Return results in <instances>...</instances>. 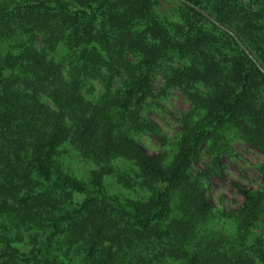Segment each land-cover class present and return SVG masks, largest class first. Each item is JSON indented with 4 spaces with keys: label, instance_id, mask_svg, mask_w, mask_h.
<instances>
[{
    "label": "trees",
    "instance_id": "obj_1",
    "mask_svg": "<svg viewBox=\"0 0 264 264\" xmlns=\"http://www.w3.org/2000/svg\"><path fill=\"white\" fill-rule=\"evenodd\" d=\"M157 73L206 89L172 140ZM233 137L264 155V0H0V264H264V188L203 194Z\"/></svg>",
    "mask_w": 264,
    "mask_h": 264
},
{
    "label": "rangeland",
    "instance_id": "obj_2",
    "mask_svg": "<svg viewBox=\"0 0 264 264\" xmlns=\"http://www.w3.org/2000/svg\"><path fill=\"white\" fill-rule=\"evenodd\" d=\"M249 1L241 0V3L248 5ZM168 65L169 63H166V66ZM189 86L190 88L167 86L160 73L155 74L153 78L154 97L150 98L145 114L158 125L160 134L167 140H172L180 132V116L191 107L187 92L206 91L199 83ZM102 87L101 81H92L84 88L87 98L95 101ZM136 138L139 145L149 154L162 152L166 148L152 135H140ZM220 165V176L214 177L203 192L216 210L229 211L242 203L243 198L232 183H239L251 189L264 188V155L252 148L243 138L233 137L230 141V156L223 157Z\"/></svg>",
    "mask_w": 264,
    "mask_h": 264
},
{
    "label": "water",
    "instance_id": "obj_3",
    "mask_svg": "<svg viewBox=\"0 0 264 264\" xmlns=\"http://www.w3.org/2000/svg\"><path fill=\"white\" fill-rule=\"evenodd\" d=\"M186 3L189 4L190 6L194 7L193 4H191V3H189V2H186ZM195 8H196V10L199 11L204 17H207L210 21L213 20V18L210 17L206 11H204V10L198 8V7H195ZM240 45H241L242 48H244V46H243L242 44H240Z\"/></svg>",
    "mask_w": 264,
    "mask_h": 264
}]
</instances>
